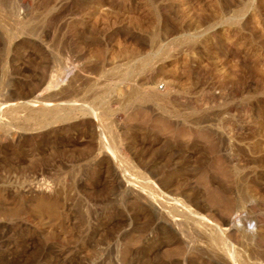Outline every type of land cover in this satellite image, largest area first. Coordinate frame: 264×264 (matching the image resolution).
Listing matches in <instances>:
<instances>
[{
  "label": "rangeland",
  "instance_id": "374dc122",
  "mask_svg": "<svg viewBox=\"0 0 264 264\" xmlns=\"http://www.w3.org/2000/svg\"><path fill=\"white\" fill-rule=\"evenodd\" d=\"M0 264H264V0H0Z\"/></svg>",
  "mask_w": 264,
  "mask_h": 264
}]
</instances>
